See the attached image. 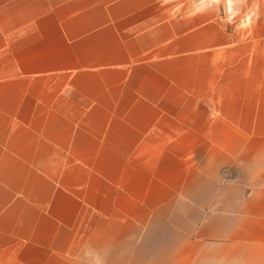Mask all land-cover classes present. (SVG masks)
Instances as JSON below:
<instances>
[{
  "label": "crops",
  "instance_id": "obj_1",
  "mask_svg": "<svg viewBox=\"0 0 264 264\" xmlns=\"http://www.w3.org/2000/svg\"><path fill=\"white\" fill-rule=\"evenodd\" d=\"M0 264H264V0H0Z\"/></svg>",
  "mask_w": 264,
  "mask_h": 264
},
{
  "label": "rangeland",
  "instance_id": "obj_2",
  "mask_svg": "<svg viewBox=\"0 0 264 264\" xmlns=\"http://www.w3.org/2000/svg\"><path fill=\"white\" fill-rule=\"evenodd\" d=\"M235 10L237 13H241V12H243L244 8H235Z\"/></svg>",
  "mask_w": 264,
  "mask_h": 264
}]
</instances>
